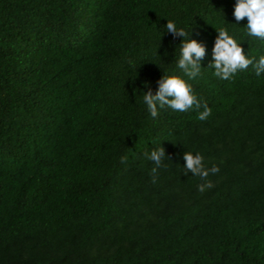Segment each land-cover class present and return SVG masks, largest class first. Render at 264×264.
<instances>
[{
	"label": "trees",
	"instance_id": "1",
	"mask_svg": "<svg viewBox=\"0 0 264 264\" xmlns=\"http://www.w3.org/2000/svg\"><path fill=\"white\" fill-rule=\"evenodd\" d=\"M235 4L0 0V264H264V73L208 67L221 28L264 56ZM167 21L206 48L195 79ZM163 76L190 84L210 117L153 118L143 96ZM185 152L219 167L214 187L198 192Z\"/></svg>",
	"mask_w": 264,
	"mask_h": 264
},
{
	"label": "clouds",
	"instance_id": "2",
	"mask_svg": "<svg viewBox=\"0 0 264 264\" xmlns=\"http://www.w3.org/2000/svg\"><path fill=\"white\" fill-rule=\"evenodd\" d=\"M233 15L237 22L247 18L245 35L264 40V0H236ZM166 31L174 38L179 37L185 42L181 46V55L178 60L177 67L181 69L189 79H195L201 74V61L206 56V48L196 40H188L189 31L184 28H177L174 21H167ZM215 39L212 48V61L208 67L213 68V75L223 79L231 80L238 71L246 70L249 66H253L255 74L260 76L264 73V56L259 60L249 58L245 55L244 49L237 43L236 39L229 35L228 31L221 28ZM129 64L133 61L129 60ZM143 102L147 105L148 111L153 118H156L159 111L165 107L178 112H187L189 110H199L198 119L200 121L207 120L211 115V109L205 102L203 105L200 100L193 94L190 84L178 76H163L158 81V89L153 95L151 90L144 93ZM166 158L165 150L160 147L147 155V159L155 165L151 169L152 182L157 181V170L161 167L167 168L164 164ZM128 157L122 156L121 163H126ZM185 161L184 169L191 172L192 175L199 176L203 183L197 185V190L204 193L206 190L214 187L211 180L208 179L209 174H217L220 169L213 165L211 169H205L204 157L197 153L193 155L191 152H185L183 155Z\"/></svg>",
	"mask_w": 264,
	"mask_h": 264
}]
</instances>
